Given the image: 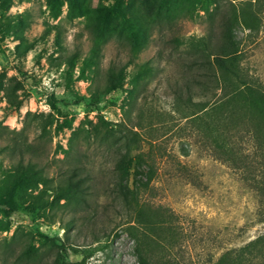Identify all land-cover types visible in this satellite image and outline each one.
<instances>
[{
	"label": "rangeland",
	"instance_id": "rangeland-1",
	"mask_svg": "<svg viewBox=\"0 0 264 264\" xmlns=\"http://www.w3.org/2000/svg\"><path fill=\"white\" fill-rule=\"evenodd\" d=\"M87 1L91 9L117 3L126 8L133 2L134 10L141 11L140 0ZM46 3L12 0L9 10L0 8V20L29 13L26 35L35 40L18 55V39L0 28V180L12 164L14 139L27 137L33 148L26 158L49 176V194L81 160L91 177V206L72 211L57 205L52 218L43 210L6 216L0 207V219L10 221V228L0 232V264H264V120L238 102L237 113L227 122L217 117L213 136L207 137L200 109L217 101L221 90L211 81L209 90L195 84L189 93L192 77L185 67L190 39L211 28L220 33L231 17L243 74L264 91V0H190L170 22L154 26L137 55L125 40L104 43L99 65L86 72L88 80L79 78L95 45L87 19H69L66 4L55 19ZM74 54L77 67L70 77L65 61ZM130 59L122 86L91 102L90 93L105 88L109 67L119 68ZM144 63L152 69L133 88L131 78ZM6 87L19 96L15 108L7 102ZM103 120L113 127L106 130ZM122 130L129 136L137 133L132 145L134 154L143 156L140 176L152 178L139 198L161 214L159 236L137 224L134 207L127 209L111 190L119 151L126 150ZM224 132L234 160L221 154ZM73 219V228L65 232ZM46 236H59L78 249L60 252ZM26 247L30 260H18Z\"/></svg>",
	"mask_w": 264,
	"mask_h": 264
},
{
	"label": "trees",
	"instance_id": "trees-1",
	"mask_svg": "<svg viewBox=\"0 0 264 264\" xmlns=\"http://www.w3.org/2000/svg\"><path fill=\"white\" fill-rule=\"evenodd\" d=\"M1 1V0H0ZM4 5H0L1 10L7 11L11 7L12 0H2ZM190 0H140L141 11L136 12L133 2H130L126 8H122L120 3L113 6L100 4L95 9L89 7L87 0H47V7L53 18H59L63 13V6L67 5V17L73 19L76 17H85L87 19L86 27L94 37L95 45L91 49V53L87 56L80 67V79L88 80L86 77L87 70H93L99 65V56L101 47L107 41L116 38L125 40L131 47L134 55L140 53L148 44L154 26L162 22H170L171 19L180 11V9ZM3 14V13H2ZM214 14V13H211ZM2 17V16H1ZM31 19L29 13H19L14 16L6 17L0 20V28L4 26L3 33L11 34L19 43L16 45L18 55L28 52L35 44V40L30 39L26 35L27 29L30 27ZM220 33H216L213 28L203 37H193L189 41L190 59L185 64L186 72L191 73V81L186 85L187 91L191 93L195 84L205 86V90H209V82L214 81L216 88L221 90L219 99L213 104L208 102L203 104L205 116L198 117L203 120L204 130L207 137L213 136V124L217 117H221L224 122L230 119L238 111V102L243 106L256 110L257 118L264 120V91L256 87L243 74L240 67L241 52L238 49L237 40L233 28L231 17H227L221 27ZM179 44L182 41L175 39ZM69 64L70 77L77 67V54L69 56L67 61ZM130 59L119 68L111 65L108 69L107 83L105 88L94 90L90 93L91 102L100 101L104 95L114 91L122 86L126 78V69L132 64ZM152 67L149 63L140 65L139 69L133 74L131 80L137 87L140 80L148 75ZM7 102L12 107L19 105V96L16 91L6 87ZM190 95V94H189ZM191 96V95H190ZM181 95L178 94V101L181 102ZM191 102L188 96L186 104ZM197 113L195 111L193 114ZM29 116V114H28ZM29 118V117H28ZM221 121V120H220ZM65 126H70V121H65ZM53 122H50L51 124ZM106 130L113 127V123L107 120L102 121ZM29 121L26 122L22 131L27 130ZM47 124L42 125L45 130ZM229 129V128H227ZM129 136L123 130L126 150L123 153L120 149L119 156L115 163L116 179L110 184L113 195L116 200L121 199L127 209L134 207V221L147 228L153 236H159V226L162 224L158 218L161 216L159 212H153L146 208V203L141 202L139 195L141 190L149 188L151 177L142 178L139 171L143 162V156L140 153L134 154L133 143L137 142L135 131ZM115 133L108 132L107 136ZM221 134L222 141L219 144L221 154L229 160H234L231 145L227 144V138ZM24 140L14 139L11 150L12 164L5 172L4 178L0 180V207L5 210L6 216L18 210L27 212L44 211V216L53 217V212L57 205L72 211L90 208L91 196V177L89 171L79 160L76 165L65 171V182L59 184L51 194L49 182L50 178L44 169L31 158H26V153L30 151L32 144ZM263 139V138H261ZM264 140V139H263ZM2 150H0V153ZM185 152V150H184ZM110 188V187H109ZM49 197H53L49 203ZM54 220V219H53ZM75 219L66 223L64 229L68 232L73 228ZM10 228V221L0 219V232ZM151 236V235H150ZM47 237V236H46ZM60 252L67 253L69 246L74 250L78 248L74 245H68L67 240L61 239L59 236L47 237ZM98 235L94 231V239ZM149 235H143L142 239L146 242ZM142 244H138L141 246ZM140 249V248H139ZM30 248L26 247L18 260H30ZM58 264H74L68 261Z\"/></svg>",
	"mask_w": 264,
	"mask_h": 264
}]
</instances>
